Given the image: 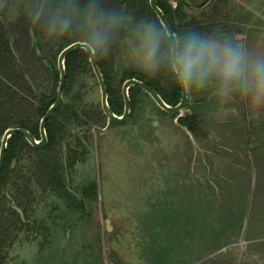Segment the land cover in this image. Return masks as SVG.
Wrapping results in <instances>:
<instances>
[{"label": "trees", "instance_id": "trees-1", "mask_svg": "<svg viewBox=\"0 0 264 264\" xmlns=\"http://www.w3.org/2000/svg\"><path fill=\"white\" fill-rule=\"evenodd\" d=\"M150 1L105 0V4L124 8L135 19H151L163 26ZM157 1L176 35L197 30L233 36L234 32L242 31V26L235 22L236 10L231 0ZM15 6L27 9L29 0H15ZM73 42L71 37L56 44L40 42L37 33L34 45L30 25L24 17L13 18L0 13V146L5 130L10 127L24 126L40 139L41 119L57 97L60 80L58 56ZM37 48L40 49L39 55ZM122 55L118 43L109 56L96 59L103 74L110 108L115 114L124 112L122 86L131 78L158 91L169 105L180 102V88L163 76L150 78L132 64L124 65ZM65 68L63 99L46 125L47 146L37 149L20 133L12 135L8 141L0 173V264H11V252L18 243H32L42 254L54 245L53 236L57 230H62L66 240L63 247L66 264H101L102 248L97 247V241L86 240L82 231L91 214L90 205L99 199L97 182L85 175L81 181L73 183L78 165L87 162L94 146L95 132L106 127L109 120L101 102L87 100L90 81L99 86L90 59L80 49L67 56ZM202 93L206 92L188 93L185 111L177 119L181 128L185 127L199 140L208 136L202 110L207 95ZM129 95L132 109L128 121L150 111L147 103L160 115L169 114L139 86H132ZM169 115L174 118L178 114ZM110 125L115 127L119 123L109 121ZM229 181L226 177L217 179V183L227 184ZM206 183L215 188L216 180L207 178ZM177 188L174 183L166 184L162 192L158 191L154 198H149L150 210L140 223L137 222L135 229L134 246L139 253L136 264H193L227 246L242 230L245 208L232 212L227 223L215 224L208 216L209 202L205 208L201 207L202 215L194 209V203L185 205L184 211L191 216L173 221L180 209L176 204L180 194ZM14 205L23 211L24 219ZM211 212L217 214L213 208Z\"/></svg>", "mask_w": 264, "mask_h": 264}, {"label": "rangeland", "instance_id": "rangeland-1", "mask_svg": "<svg viewBox=\"0 0 264 264\" xmlns=\"http://www.w3.org/2000/svg\"><path fill=\"white\" fill-rule=\"evenodd\" d=\"M231 2L235 22L242 26L232 37L264 53V0ZM122 54L124 65H131L123 49ZM89 87L88 102H101L100 87L93 81ZM201 95H207L202 110L208 143L188 137L177 125V116H162L150 103L146 106L151 110L139 117L115 127L108 121L95 132L94 146L87 162L78 165L73 184L85 175L97 182L99 199L90 205L82 231L86 240H95L102 248L101 264L137 263L136 224L149 212V198L173 183L180 193L176 199L180 209L173 221L191 216L184 211L189 203L202 215L201 207L209 202L208 216L215 224L227 223L232 212L245 208V230L193 264H264V111L250 112L240 98L224 103L209 93ZM221 177L229 183H217ZM207 178L216 180L215 188L209 187ZM212 208L217 214H212ZM63 234L54 232V245L42 254L32 243H18L11 264H66Z\"/></svg>", "mask_w": 264, "mask_h": 264}, {"label": "clouds", "instance_id": "clouds-1", "mask_svg": "<svg viewBox=\"0 0 264 264\" xmlns=\"http://www.w3.org/2000/svg\"><path fill=\"white\" fill-rule=\"evenodd\" d=\"M0 13L24 17L34 45L37 33L51 44L71 37L94 60L119 43L133 67L150 78L163 76L186 93L206 92L224 103L240 98L250 112L264 111V53L229 34L190 30L173 38L155 20L135 19L105 0H29L27 9L0 0Z\"/></svg>", "mask_w": 264, "mask_h": 264}, {"label": "water", "instance_id": "water-1", "mask_svg": "<svg viewBox=\"0 0 264 264\" xmlns=\"http://www.w3.org/2000/svg\"><path fill=\"white\" fill-rule=\"evenodd\" d=\"M150 5L153 9V11L157 14L158 18L160 19L161 24L163 25V27H165L170 36H172L173 38L176 36V34L173 32V30L171 29L169 23L167 22V19L165 18V15L162 11V9L158 6V1L157 0H151L150 1ZM80 50V47L78 45H76L74 42L69 44L68 46H66L61 53L58 56V70L60 73V80H59V84H58V89H57V97L56 100L53 102V104L51 105V107L48 108V110L46 111V113L43 115L41 122H40V139H36L35 136L26 128L23 127H10L7 130H5L2 139H1V146H0V173L2 171L3 168V164H4V160H5V155H6V149H7V145H8V141L10 139V137L16 133H20L23 136H25V138L28 140V142L35 148L37 149H43L47 146L48 144V136H47V130H46V125H47V121L50 119V117L52 116L53 112L60 107L61 105V101L63 99V89H64V85H65V79H66V68H65V60L67 58V56L73 52H76ZM90 59V58H89ZM90 62L92 64L93 70L95 71V75L96 78L98 80L99 83V87H100V91H101V106L102 109L105 113V115L107 116L109 121H113L115 123H125L129 116H130V112H131V99H130V95H129V91L130 88L132 86H139L141 87L145 92H147L150 97L152 98V100L157 104V106L161 109H163V111L165 112H169V114H178L177 115V119L178 117L183 115V111H185V107L186 104L188 102V93L184 92L181 89V100L178 104L176 105H169L167 104L163 98L159 95L158 91H155L154 89H151V87L146 84L145 82L136 79V78H131L126 80L123 83L122 86V95L124 98V112L122 115H117L112 111V108H110L109 102H108V93H107V88L104 82V78H103V74L96 62V59H90ZM177 125L178 122L176 121ZM184 130L189 133L187 131V129L185 127ZM190 134V133H189ZM14 208L19 212V214L21 215L22 219H24V215L23 211L16 205H14ZM108 221V220H107ZM247 223V219L245 217L244 222H243V231L245 230V226Z\"/></svg>", "mask_w": 264, "mask_h": 264}, {"label": "crops", "instance_id": "crops-1", "mask_svg": "<svg viewBox=\"0 0 264 264\" xmlns=\"http://www.w3.org/2000/svg\"><path fill=\"white\" fill-rule=\"evenodd\" d=\"M205 116H206V114H205ZM235 119H236V118H235ZM234 121H237V119L234 120ZM182 130H184V128H183ZM184 131H185V130H184ZM187 134H188V137H191V136H192V135L189 134V133H187ZM191 138L193 139L194 137L192 136ZM202 141H203V143H204V142H207V143L210 142V136L208 135L207 138H206V139H203ZM202 141H201V142H202ZM216 142H217V141H216ZM230 150H231V149H230ZM208 173H209V172H208ZM252 174H253V173H252Z\"/></svg>", "mask_w": 264, "mask_h": 264}, {"label": "flooded vegetation", "instance_id": "flooded-vegetation-1", "mask_svg": "<svg viewBox=\"0 0 264 264\" xmlns=\"http://www.w3.org/2000/svg\"><path fill=\"white\" fill-rule=\"evenodd\" d=\"M128 121V120H127Z\"/></svg>", "mask_w": 264, "mask_h": 264}]
</instances>
